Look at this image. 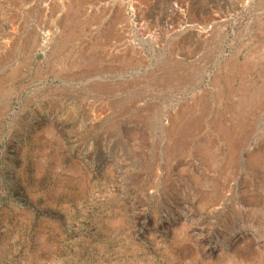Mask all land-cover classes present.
<instances>
[{
    "label": "rangeland",
    "instance_id": "1",
    "mask_svg": "<svg viewBox=\"0 0 264 264\" xmlns=\"http://www.w3.org/2000/svg\"><path fill=\"white\" fill-rule=\"evenodd\" d=\"M0 264H264V0H0Z\"/></svg>",
    "mask_w": 264,
    "mask_h": 264
},
{
    "label": "bare ground",
    "instance_id": "2",
    "mask_svg": "<svg viewBox=\"0 0 264 264\" xmlns=\"http://www.w3.org/2000/svg\"><path fill=\"white\" fill-rule=\"evenodd\" d=\"M52 5V4H51ZM59 6V5H58ZM46 37V36H45ZM250 40V39H249ZM107 42V41H106ZM43 44V43H42ZM263 45V44H262ZM261 45V46H262ZM93 55V54H92ZM232 66V65H231ZM242 67V66H241ZM200 70V69H199ZM172 72V71H171ZM188 72V71H187ZM187 72H186V74H187ZM231 72V71H230ZM243 74V73H242ZM238 75V74H237ZM230 77H232V76H230ZM227 79V78H226ZM230 79V78H229ZM171 80V79H170ZM231 81V80H230ZM229 81V82H230ZM228 82V81H227ZM227 82H224L225 84L227 83ZM166 83V82H165ZM231 84H232V81H231ZM227 85H229V84H227ZM226 86V85H225ZM214 90V89H213ZM219 92V91H218ZM215 94H217V93H215ZM228 95V94H227ZM198 99V98H197ZM232 111V110H231Z\"/></svg>",
    "mask_w": 264,
    "mask_h": 264
}]
</instances>
